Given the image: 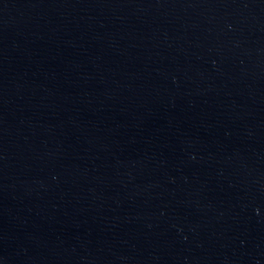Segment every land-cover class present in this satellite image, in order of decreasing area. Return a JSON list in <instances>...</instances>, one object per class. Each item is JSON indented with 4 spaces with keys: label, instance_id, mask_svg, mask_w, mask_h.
<instances>
[{
    "label": "water",
    "instance_id": "95a60500",
    "mask_svg": "<svg viewBox=\"0 0 264 264\" xmlns=\"http://www.w3.org/2000/svg\"><path fill=\"white\" fill-rule=\"evenodd\" d=\"M0 264H264V0H0Z\"/></svg>",
    "mask_w": 264,
    "mask_h": 264
}]
</instances>
